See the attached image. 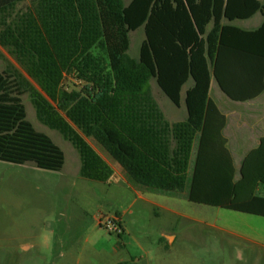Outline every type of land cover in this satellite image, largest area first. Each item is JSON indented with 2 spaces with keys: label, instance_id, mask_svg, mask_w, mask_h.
Returning a JSON list of instances; mask_svg holds the SVG:
<instances>
[{
  "label": "trees",
  "instance_id": "trees-1",
  "mask_svg": "<svg viewBox=\"0 0 264 264\" xmlns=\"http://www.w3.org/2000/svg\"><path fill=\"white\" fill-rule=\"evenodd\" d=\"M25 1L0 0V46L22 69L0 73V161L65 166L62 149L27 119L29 94L40 122L78 150L83 178L114 177L92 138L139 186L185 193L190 184L191 202L264 217V138L237 170L210 92L213 78L236 102L264 92V24H230L264 15V0H34L21 11ZM140 28L137 59L130 36ZM153 80L177 107L193 82L186 120L166 119Z\"/></svg>",
  "mask_w": 264,
  "mask_h": 264
},
{
  "label": "rangeland",
  "instance_id": "rangeland-1",
  "mask_svg": "<svg viewBox=\"0 0 264 264\" xmlns=\"http://www.w3.org/2000/svg\"><path fill=\"white\" fill-rule=\"evenodd\" d=\"M259 21L258 13L233 24L253 30ZM143 37V29L131 33V57L139 58ZM0 53V73L8 64L22 70L1 46ZM212 81L217 105L225 107L221 100L239 105ZM150 84L166 119L186 120L185 101L177 107L154 80ZM68 85L79 84L70 78ZM22 100L27 119L62 149L66 163L61 171H50L0 161V264H264V217L191 202L190 184L185 193L139 186L92 138L88 142L117 174L108 183L83 178L78 150L40 122L29 94ZM241 107L235 110L250 111ZM196 147L197 141L190 172ZM236 163L239 167L238 156ZM107 218L120 220V233L106 227Z\"/></svg>",
  "mask_w": 264,
  "mask_h": 264
},
{
  "label": "crops",
  "instance_id": "crops-1",
  "mask_svg": "<svg viewBox=\"0 0 264 264\" xmlns=\"http://www.w3.org/2000/svg\"><path fill=\"white\" fill-rule=\"evenodd\" d=\"M259 14H260V21L257 24V28H255L253 30L260 28L264 24V15L262 13H259ZM255 16L253 18H255ZM253 18L248 19V20H237L235 22H238V21H242V22L248 21L249 22ZM233 23L234 22H231L230 24L235 26V27H238ZM212 26L213 25L210 24V26H208V30L212 29ZM238 28L245 30V31H253V30H249V29H245V28H241V27H238ZM141 29H143V31H144V37H143V41H144L146 39L145 29L140 28L137 31H139ZM137 31H135V32H137ZM135 32H133V33H135ZM143 41H142V43H143ZM187 85H188V87H186L184 93L182 94V100H184V101H185V97H186V92L193 85V82H189L185 86H187ZM185 86H184V88H185ZM212 87H213V81H211V90H212ZM221 102L225 105V107H223L222 105H221V107L219 105H217V106L219 107L221 112L223 114H225V116L227 118V126L224 130V136L228 140V149L231 151V153L233 155L235 168L237 170H239L245 156L250 151L257 148L261 142V139L264 138V92L258 98L254 99V100H251L248 102H236V104H239V105H235V106L232 105V103H229L225 100H221ZM240 106H242L241 108H247L250 111L239 113L235 109L237 107H240ZM237 156L240 158L239 167L236 163V157ZM192 160H193V157H192ZM194 160H195V158H194ZM106 161L113 168L114 175L117 174L115 172L116 169H115L114 165L109 163V161L107 159H106ZM193 166H194V161H193ZM192 170H193V168H192ZM191 174H192V171L190 172V176H191ZM125 175H126V173H125ZM259 193L261 196H264V189L261 188L259 190ZM246 214H248V213H246ZM252 215H254V214H252ZM256 216H258V215H256ZM261 217H263V216H261ZM170 235L173 236V238L175 240V236L172 234H166L167 239Z\"/></svg>",
  "mask_w": 264,
  "mask_h": 264
},
{
  "label": "built area",
  "instance_id": "built-area-1",
  "mask_svg": "<svg viewBox=\"0 0 264 264\" xmlns=\"http://www.w3.org/2000/svg\"><path fill=\"white\" fill-rule=\"evenodd\" d=\"M100 221H101V223H103L102 219ZM106 227L109 228L110 231H112V232L120 233L119 232L120 228H121L120 220L117 218H107L106 219Z\"/></svg>",
  "mask_w": 264,
  "mask_h": 264
}]
</instances>
